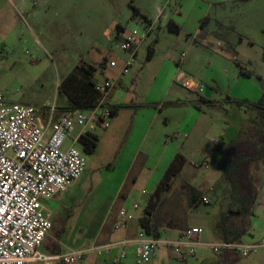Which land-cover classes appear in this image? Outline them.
<instances>
[{
    "label": "rangeland",
    "instance_id": "rangeland-1",
    "mask_svg": "<svg viewBox=\"0 0 264 264\" xmlns=\"http://www.w3.org/2000/svg\"><path fill=\"white\" fill-rule=\"evenodd\" d=\"M172 21L178 31L169 28ZM149 23L153 29L136 62L118 91H112L120 109L110 127L98 131L93 151L76 144L86 157L84 173L66 191L43 202L61 218V226L40 247L44 253H51L54 245L69 252L108 240L117 230L126 197L129 204H139L134 222L140 230L141 216L175 146L186 161L161 194L152 224L162 238L175 236L169 229L201 226L202 239H217V223L231 202V185L224 176L226 153L212 146L221 135L232 142L244 125L255 121L254 110L227 97L255 102L264 92V0H0V96L8 104L37 108L54 102L61 112L70 104L62 80L83 69L96 82L112 76L109 60L124 56L121 29H136L141 35ZM151 45L155 52L148 58ZM238 63L254 74L242 75ZM180 72L203 83L204 93L183 89L177 82ZM180 90L185 97L178 95ZM205 93L212 101H205ZM254 173L261 190L264 165ZM194 196L197 201L191 206ZM234 221L240 224L238 217ZM262 239L264 235L253 240ZM205 250L207 256L186 262L160 246L159 260L144 264H264V247L229 262ZM126 261L138 264L131 253Z\"/></svg>",
    "mask_w": 264,
    "mask_h": 264
},
{
    "label": "built area",
    "instance_id": "built-area-1",
    "mask_svg": "<svg viewBox=\"0 0 264 264\" xmlns=\"http://www.w3.org/2000/svg\"><path fill=\"white\" fill-rule=\"evenodd\" d=\"M152 29L149 23L141 35L136 29L124 33L119 41L124 56L109 60V67L117 72L96 82L100 96L90 109L58 112L54 102L37 108L8 104L0 96V264H76L90 255L109 256L114 251L113 263L122 264L130 245L134 246L138 264L151 262L160 246L182 256H195L199 249L208 248L219 255L235 253L240 257L256 254L264 247V239L206 242L201 226H189L176 237H156L141 228L133 238L95 240L85 248L69 252L40 250L53 228L43 200L66 191L84 173L86 157L76 144L83 136L110 127L116 104L112 91L120 85L122 76L130 72ZM177 82L190 93L201 95L205 91L203 83L185 72L177 75ZM68 139L71 142L66 144ZM138 208V202L131 209L121 208L115 229L134 220Z\"/></svg>",
    "mask_w": 264,
    "mask_h": 264
},
{
    "label": "trees",
    "instance_id": "trees-1",
    "mask_svg": "<svg viewBox=\"0 0 264 264\" xmlns=\"http://www.w3.org/2000/svg\"><path fill=\"white\" fill-rule=\"evenodd\" d=\"M136 12L138 11L136 10ZM204 22L205 19L202 21L201 27L204 26ZM117 27L121 26L118 25ZM169 28L179 30V26L173 21L170 22ZM154 52L155 48L151 45L148 58H152ZM238 65L242 75L252 76L254 74L252 70L243 68L239 63ZM259 78L262 79L261 76ZM60 86L70 101L68 106L61 108L62 111L70 108L90 109L100 96V92L96 89V81L91 78V72L88 69H83L80 75L72 71L62 80ZM227 100L230 103H236L238 106H246L256 113L255 121L248 123L247 127L244 125L239 135L232 142H226L221 135L212 146V150H224L226 153L224 176L231 185V202L217 223L216 236L220 240L240 241L250 232L251 217L254 215V207L259 193V183L254 170L261 163L264 165V92L255 102L231 97H227ZM195 106L199 107L197 104ZM119 109L120 104L113 105L114 115ZM97 140L98 135L92 133L83 136L80 142L83 143L85 150L93 151L97 146ZM185 161V156L178 152L156 185L139 223L140 227L148 234L156 237L161 236L160 231L152 224L151 217L158 206L161 194L168 190L172 178L180 171ZM196 201L197 196H194L190 202L191 206H194ZM235 217L240 219L239 225L234 221ZM51 250L60 252L61 248L54 245ZM236 256L238 259L240 258L239 255Z\"/></svg>",
    "mask_w": 264,
    "mask_h": 264
},
{
    "label": "crops",
    "instance_id": "crops-1",
    "mask_svg": "<svg viewBox=\"0 0 264 264\" xmlns=\"http://www.w3.org/2000/svg\"><path fill=\"white\" fill-rule=\"evenodd\" d=\"M155 18L152 19L154 22L156 21ZM124 33H125V29L123 27L121 29V34L124 35ZM116 72H117V69H112V75L115 74ZM121 83H122V80H121ZM117 88H119V86L116 87V90H117ZM183 89H185V88H183ZM181 91H182V93H184L183 95L181 94ZM178 95H181V96L185 97L186 94H185L184 90H180V93H178ZM113 97L116 99V104H119L118 98L116 96V92H115V95ZM180 97H177L176 99H178ZM203 97H204L205 101H207V100L212 101V97L210 96V94L205 93L203 95ZM176 99H173V101H175ZM174 104L178 105L179 103H174ZM118 111H117V113H118ZM97 135H98V133H97ZM70 142H71V140L68 139L66 144H69ZM177 153H178V148L175 146L173 153L170 154V157H167V161H166V164L164 166V170L167 169V167L169 166L170 162L172 161V159L174 158V156ZM58 194H56L55 196H57ZM263 195H264V185H263L262 189L259 190V193H258L257 201H256V204H255V207H254V215L251 217L250 232H249L248 235H245L242 238L243 240H253V239L258 238V237L260 238L261 236L264 235V208H263V206L260 205L261 198L264 197ZM53 198L48 199V200H43V202L44 201H51ZM125 200H126L125 204H124V206L122 208L131 209V207H132L134 202L132 204H129L127 197L125 198ZM47 212L50 215V218H51V220L53 222V228L50 231L49 235L47 236L46 240L50 239L51 234H53V232L55 231L56 226L57 227H59V225L61 226V218H60L59 214L54 215L48 210H47ZM136 224L137 223H135L134 220H132V221L128 222L127 225L124 228H121L120 230L112 231V233H111V235H110L108 240H121L123 238H133V237H135L137 235V233L139 232L138 228L136 227ZM169 230L170 231H176V234H175L174 237H176L181 232L178 229H169ZM216 238H217L216 241L220 240L219 237L216 236ZM46 240H45V242H46ZM108 240H105V241H108ZM105 241H102V242H105ZM203 241L209 242V241H207L205 239H203ZM51 248L52 247H50V250H51ZM51 253H54V252L51 250ZM129 253L135 255L134 246L133 245L129 246L128 254ZM114 254H116V251H114L112 253V255H109V256H97V255L93 254V255H90L85 261L81 262V264H114L113 261H112V256ZM207 255L208 254H207L205 248H201V250H198V252H197V254L195 256H182V255L176 254V258L179 259V260H184V261L187 262L188 259L196 260V259H198V256H200L202 258L203 256L205 257ZM236 255L237 254H235V253H228V254L219 255V257L222 259L223 262H229V261L237 260L238 257ZM240 258H242V257H240ZM126 259H124L122 261V264L127 262ZM156 260H159V257L156 256V252H155L154 257L151 260V262L153 263Z\"/></svg>",
    "mask_w": 264,
    "mask_h": 264
}]
</instances>
